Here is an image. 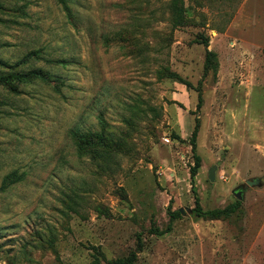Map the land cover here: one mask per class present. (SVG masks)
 <instances>
[{"label": "rangeland", "instance_id": "1", "mask_svg": "<svg viewBox=\"0 0 264 264\" xmlns=\"http://www.w3.org/2000/svg\"><path fill=\"white\" fill-rule=\"evenodd\" d=\"M133 253L264 264V0H0V264Z\"/></svg>", "mask_w": 264, "mask_h": 264}, {"label": "trees", "instance_id": "2", "mask_svg": "<svg viewBox=\"0 0 264 264\" xmlns=\"http://www.w3.org/2000/svg\"><path fill=\"white\" fill-rule=\"evenodd\" d=\"M34 74H35L34 75L35 77L38 76V77L44 78V75H43L44 73L41 71H36ZM15 77L22 80V78H27L28 75H22V73L18 72L15 74ZM26 80H24V81H26ZM192 142H193V145H195V136L192 137ZM197 167H199V158L198 157H196L195 167L192 168V175H195ZM236 209H237V204H234V205H230L228 207H225L223 209H213V210L204 211L201 208L198 201H196V208L194 209L193 212L195 213V216H200V217H203L206 219H217V218H221V217L227 216V215L235 212ZM179 213H180V211L176 212L174 215L179 216L180 215ZM169 228L170 227H168V229H166L164 231H158L157 229H154V231H156L158 234H164L167 231H169ZM136 259H137L136 254L133 253L126 258L111 261L108 264H135Z\"/></svg>", "mask_w": 264, "mask_h": 264}, {"label": "water", "instance_id": "3", "mask_svg": "<svg viewBox=\"0 0 264 264\" xmlns=\"http://www.w3.org/2000/svg\"><path fill=\"white\" fill-rule=\"evenodd\" d=\"M215 172H216V167H213V168L209 171V179H210L211 181H214V180H215ZM241 193H242L241 191H237V192L234 193V195L236 196V198H237L238 200H241V199H242ZM179 211H180V213H181L182 215L185 214V211H184L183 209H179ZM188 211H189L190 214H192V211H191V210H188Z\"/></svg>", "mask_w": 264, "mask_h": 264}]
</instances>
